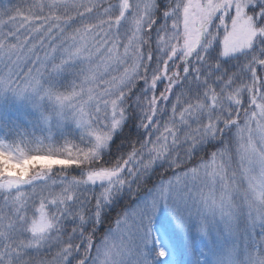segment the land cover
I'll use <instances>...</instances> for the list:
<instances>
[{"label":"snow or ice","instance_id":"6c2138e0","mask_svg":"<svg viewBox=\"0 0 264 264\" xmlns=\"http://www.w3.org/2000/svg\"><path fill=\"white\" fill-rule=\"evenodd\" d=\"M9 92L0 264H264V0L2 4Z\"/></svg>","mask_w":264,"mask_h":264},{"label":"rangeland","instance_id":"374dc122","mask_svg":"<svg viewBox=\"0 0 264 264\" xmlns=\"http://www.w3.org/2000/svg\"><path fill=\"white\" fill-rule=\"evenodd\" d=\"M22 0H0V5L2 4H17L21 3ZM74 79V76L70 72H65L60 77V83L62 86L70 87ZM38 97L26 94L23 98H18L12 93H5L0 96V120L2 122H7L9 124L15 123L35 132L36 135H48V129L41 126L37 121L40 112L34 107L37 104ZM46 103L51 110L50 102ZM68 124L54 125L51 128V134L54 139L58 134H63L67 129ZM74 128V126H71Z\"/></svg>","mask_w":264,"mask_h":264},{"label":"trees","instance_id":"16d2710c","mask_svg":"<svg viewBox=\"0 0 264 264\" xmlns=\"http://www.w3.org/2000/svg\"><path fill=\"white\" fill-rule=\"evenodd\" d=\"M61 137H62V134H58V136L56 138H57V140H59V139H61ZM114 215H115V212H113V216ZM105 227H107V225H105Z\"/></svg>","mask_w":264,"mask_h":264}]
</instances>
